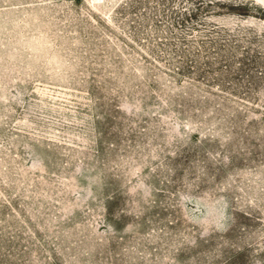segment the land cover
Returning a JSON list of instances; mask_svg holds the SVG:
<instances>
[{
    "label": "rangeland",
    "instance_id": "374dc122",
    "mask_svg": "<svg viewBox=\"0 0 264 264\" xmlns=\"http://www.w3.org/2000/svg\"><path fill=\"white\" fill-rule=\"evenodd\" d=\"M0 264H264V0H0Z\"/></svg>",
    "mask_w": 264,
    "mask_h": 264
}]
</instances>
